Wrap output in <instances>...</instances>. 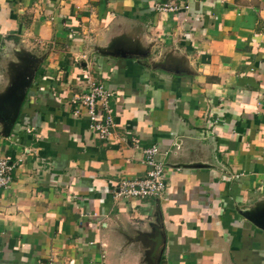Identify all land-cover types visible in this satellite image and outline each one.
I'll return each mask as SVG.
<instances>
[{
  "label": "crops",
  "instance_id": "obj_1",
  "mask_svg": "<svg viewBox=\"0 0 264 264\" xmlns=\"http://www.w3.org/2000/svg\"><path fill=\"white\" fill-rule=\"evenodd\" d=\"M157 2L0 0V95L12 53L31 77L0 120V264H264V0ZM92 84L106 141L72 102ZM151 146L165 191L115 200Z\"/></svg>",
  "mask_w": 264,
  "mask_h": 264
},
{
  "label": "built area",
  "instance_id": "obj_2",
  "mask_svg": "<svg viewBox=\"0 0 264 264\" xmlns=\"http://www.w3.org/2000/svg\"><path fill=\"white\" fill-rule=\"evenodd\" d=\"M189 0H158L155 10L161 13L177 14L188 10ZM112 93L103 85L92 84L88 92L73 98V104L84 109L90 129L99 140L106 141L112 136L114 129L113 112L108 105ZM133 145L138 148L137 142ZM158 153L157 146L142 150L145 156L148 171L141 177L121 179L112 186L111 194L115 200H141L156 197L165 191L163 166L155 159ZM15 165L6 159H0V192L5 190L12 180Z\"/></svg>",
  "mask_w": 264,
  "mask_h": 264
},
{
  "label": "water",
  "instance_id": "obj_3",
  "mask_svg": "<svg viewBox=\"0 0 264 264\" xmlns=\"http://www.w3.org/2000/svg\"><path fill=\"white\" fill-rule=\"evenodd\" d=\"M31 77L27 76L24 80L12 81L4 94L0 95V120L4 123L6 134L10 132L17 122L21 106L26 97ZM17 81V82H16Z\"/></svg>",
  "mask_w": 264,
  "mask_h": 264
},
{
  "label": "rangeland",
  "instance_id": "obj_4",
  "mask_svg": "<svg viewBox=\"0 0 264 264\" xmlns=\"http://www.w3.org/2000/svg\"><path fill=\"white\" fill-rule=\"evenodd\" d=\"M18 54L19 55L16 56L15 53H12L10 56H8V62L5 65H2L4 66L3 71L5 72L6 84H9L16 79L17 81L24 80V78L28 76V72H30V65L26 60L27 56L21 50L18 51ZM4 93L5 92H2L1 94Z\"/></svg>",
  "mask_w": 264,
  "mask_h": 264
}]
</instances>
